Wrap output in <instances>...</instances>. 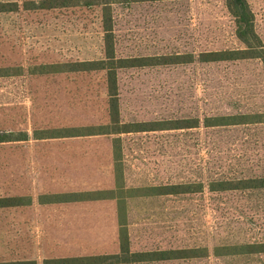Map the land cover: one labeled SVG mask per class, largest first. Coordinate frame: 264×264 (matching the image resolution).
I'll return each mask as SVG.
<instances>
[{
  "label": "rangeland",
  "instance_id": "1",
  "mask_svg": "<svg viewBox=\"0 0 264 264\" xmlns=\"http://www.w3.org/2000/svg\"><path fill=\"white\" fill-rule=\"evenodd\" d=\"M47 1L65 6L40 8ZM97 1L0 0L13 9L0 12V139L10 132L16 138L110 122L105 71L50 73L59 69L52 65L104 58ZM108 1L118 58L170 57L175 62L118 70L125 129L143 123L173 127L176 121H181L177 126L197 125L116 135L120 187L115 196L120 212L126 211L131 249H198L202 255L154 264H264V253H247L264 243V188L209 189L213 182L264 178V123L209 127L205 122L264 114L260 59L200 60L202 53L245 48L226 0ZM248 2L264 44V0ZM31 4L39 9L28 10ZM26 160L24 147L0 142L1 199L18 195L22 202L32 201ZM184 184H194V191L151 194V187H168L161 189L167 192ZM31 206L0 208V263H41L71 253L57 243L62 235L56 230L67 222L65 211ZM79 224L100 225L101 219L83 218ZM35 227L48 232L35 234Z\"/></svg>",
  "mask_w": 264,
  "mask_h": 264
},
{
  "label": "crops",
  "instance_id": "2",
  "mask_svg": "<svg viewBox=\"0 0 264 264\" xmlns=\"http://www.w3.org/2000/svg\"><path fill=\"white\" fill-rule=\"evenodd\" d=\"M72 128L81 127L42 129L35 131L34 135L24 132V135L16 138L13 136L14 133L10 132L8 142L26 149L25 179L34 187L32 201L25 199L26 202H22L23 197L11 196L20 202L10 208L32 205L31 207L36 209L57 206L64 210L67 222L56 230V233L62 235L57 239V243L71 251L66 256L55 259L44 258L41 263L36 260L24 262L26 264H57V262L60 264H154L187 260L164 258L123 263L116 259H101L121 253L118 198L115 196L119 186L114 148L116 135H82ZM30 155H33L32 158ZM83 218H99L101 224L80 225L79 219ZM33 232L45 234L48 231L35 227ZM51 232L52 229L49 233ZM42 240L54 242L53 238L44 237ZM130 250L136 253L131 249V241ZM153 251L164 250L138 252Z\"/></svg>",
  "mask_w": 264,
  "mask_h": 264
},
{
  "label": "trees",
  "instance_id": "3",
  "mask_svg": "<svg viewBox=\"0 0 264 264\" xmlns=\"http://www.w3.org/2000/svg\"><path fill=\"white\" fill-rule=\"evenodd\" d=\"M56 1H47L45 6H41L42 9L56 8L57 6L65 5H55ZM97 4L102 7L103 14V32H104V58L96 61H84L79 63L71 64H56L52 65L51 68H59L56 71L50 73H65V72H86V71H96L103 70L107 74V84L108 92L110 97V122L106 125L100 126H89L81 128H72L75 132L82 135H92V134H109L118 135L122 133L129 132H145V131H155V130H172L177 128H192L197 127V125H179L181 121H176L173 127H160L151 128L149 123H143L141 127L134 129H125L127 126L123 124L120 120V110H119V100H118V86H117V72L123 68L132 67H146L154 65H167L175 63L172 61L173 58L167 57H141V58H118L116 55L114 32H113V18L111 2L108 0H98ZM32 7H27L29 10L39 9L37 5L31 4ZM226 5L229 13L234 18L237 27V37L240 42L245 46L244 49L240 50H225L217 51L212 53H202L200 54L201 62H217V61H233V60H248V59H260L264 65V44L256 32L255 29V16L251 9L248 0H226ZM13 9L6 8L5 5H0V12H9ZM228 121V122H225ZM207 126H226L235 124H251V123H264V114H259L256 116H240L231 118H207ZM230 122V123H229ZM158 124V123H156ZM164 124V123H163ZM145 126H148L145 128ZM69 130V129H66ZM119 138L114 139L115 148V162L118 164L120 162V157L117 155V145ZM9 141V138H2L0 142ZM119 150V145H118ZM118 172V165H117ZM123 186V185H121ZM120 186H118L119 189ZM124 187V186H123ZM195 187L194 184H184V185H174L170 187L169 191L162 192V188L168 187H151V190H155L153 195H178L187 194L193 192ZM264 188V178H251L239 181H220L211 183L209 189L211 191H234V190H248V189H259ZM118 198V197H117ZM16 200V202H14ZM125 206H126V201ZM16 198H0V208L11 207L18 205ZM118 209H119V225L120 229V240H121V253L115 256L103 257L101 259H116L118 262H130L139 261L146 259H164V258H177V259H188V258H199L202 257L198 249H176L167 251H153V252H136L132 253L130 250V241L127 230L126 222V211H121V203L118 198ZM123 214V215H122ZM254 251H248L247 253H264V243L259 245H254ZM0 264H26V262H13V263H0ZM57 264H60L57 262Z\"/></svg>",
  "mask_w": 264,
  "mask_h": 264
}]
</instances>
